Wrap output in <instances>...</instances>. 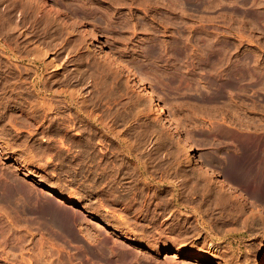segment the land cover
I'll use <instances>...</instances> for the list:
<instances>
[{
	"label": "rangeland",
	"instance_id": "rangeland-1",
	"mask_svg": "<svg viewBox=\"0 0 264 264\" xmlns=\"http://www.w3.org/2000/svg\"><path fill=\"white\" fill-rule=\"evenodd\" d=\"M0 48V264H264V0H0Z\"/></svg>",
	"mask_w": 264,
	"mask_h": 264
},
{
	"label": "bare ground",
	"instance_id": "bare-ground-1",
	"mask_svg": "<svg viewBox=\"0 0 264 264\" xmlns=\"http://www.w3.org/2000/svg\"><path fill=\"white\" fill-rule=\"evenodd\" d=\"M37 1V0H36ZM40 1H44V0H40ZM35 4L33 5V2H32V4H31V6L29 7V9H28V11H26V17H31V18H33V21L36 23V25H35V27L34 28H36V30H38L39 29V27L38 26H40V24L41 23H44V28H45V30H47L48 31V33H50L51 32V30L52 29H54L55 28V31L57 32V34L58 35H63L64 36V34L65 33H67V30H66V26L64 27L63 25H59V23H58V21L56 20V19H54L53 17H51L52 15H51V12L49 11V10H47L46 8H45V6H40L39 5V3L37 2H34ZM51 4V3H50ZM53 5V4H52ZM56 9H57V11L58 12H61L60 11V9L56 6V5H53ZM40 14V15H39ZM43 25V24H42ZM34 26V25H33ZM76 26H78V23L76 22ZM88 34V33H87ZM87 36V35H86ZM92 36H95V34H93V32H91V33H89L88 34V37L89 38H93ZM79 39V38H78ZM94 39V38H93ZM79 42H81V41H78V44H79ZM82 44V43H81ZM79 46H81V45H79ZM25 47V46H24ZM1 49V48H0ZM3 51H5V49H3ZM31 52H29L30 53V58L28 59V60H31L34 64H36V63H38V59H40L41 58V55H43V54H40V53H37V52H34L33 54H35V55H33L34 57H31V53H32V51L33 50H30ZM39 52V51H38ZM18 53H20V52H18ZM24 53V52H23ZM106 54H107V56H108V58L109 59H111L113 62H115V63H117V64H120L121 66H122V68L124 67L126 70H128V72H135L134 71V69H133V67L127 62V61H125V60H122V59H120V58H118V56L115 54V53H113V52H111V51H107L106 52ZM12 55V54H11ZM18 55V54H17ZM19 55H21L20 57L22 58L23 56H24V54H19ZM18 55V56H19ZM8 57H9V55H7ZM14 57V56H13ZM25 57V56H24ZM26 57H28V53L26 54ZM44 57V56H43ZM14 58H16V57H14ZM10 59V58H9ZM13 59V58H12ZM17 60H19V59H17ZM38 60V61H37ZM42 60V59H41ZM16 62V61H15ZM40 63V62H39ZM5 65H6V63H4ZM4 64H0V66L1 65H4ZM8 65V64H7ZM38 66H37V69L36 70H39L40 69V67L41 66H43V69H46V67H48V64H47V66H45V65H43V64H37ZM54 66H57V65H54ZM3 67V66H2ZM5 67H7V66H5ZM34 67V66H33ZM4 68V67H3ZM123 68V69H124ZM2 69V68H1ZM4 70H5V68H4ZM139 76V75H138ZM139 78V84H140V86H141V90L143 91V93H144V95L145 96H147L148 97V99L153 103V105H154V107H155V110H156V112L159 114V115H161V116H163L165 119H166V121L167 122H169V123H171V125L173 126V128H174V130H177L178 131V125H176V123H175V121H174V119L170 116V115H168L167 114V109H166V107H165V105H163L161 102H159V100L156 98V96L154 95V93L148 88V86L146 85V83H145V81H144V79L143 78H141V75H140V77H138ZM37 84V83H36ZM48 85H49V83H48ZM44 90H47L48 89V87L46 86V85H44ZM41 92H39V94H40ZM44 108V107H43ZM189 150H190V154H191V156L193 157L194 156V151H193V149H192V147H189L188 148ZM213 175H215L216 173L215 172H211ZM237 174V173H236ZM235 174V175H236ZM241 175V174H240ZM236 176H238V175H236ZM240 177V176H239ZM224 180V179H223ZM225 182H227V181H225ZM224 182V183H225ZM202 187H201V186ZM227 185H228V183H227ZM196 186H197V188H196ZM200 186V187H199ZM211 186V185H210ZM208 184H200V183H198V184H196L195 186H193L194 188H196V190L194 189V190H192L193 192L192 193H194V191H195V193H197L198 194V196H197V198L196 199H198V200H200L201 202H202V204L203 205H205L206 206V208H207V210H206V212L209 214L208 216H212V214H213V212L211 213V210L213 209V206H214V204H215V199L214 200H212V195L214 194V189H212L211 187H210ZM185 185H183L182 186V188H181V192H180V194H181V196L182 197H184L185 198V191L184 190H186L185 189ZM191 188V189H192ZM183 190V191H182ZM216 191V190H215ZM224 192V191H223ZM222 193V192H221ZM179 194V195H180ZM216 194V193H215ZM218 194V193H217ZM219 195V194H218ZM227 195H229L228 193H227ZM182 197H181V199H182ZM195 197V196H194ZM226 197V196H225ZM228 198H223V200H224V205H222V209L224 210V211H222L221 213H224V214H227L226 212L227 211H229V210H227V208L228 207H231V204L233 203V201H232V203H231V200L229 199L230 197L229 196H227ZM214 198V197H213ZM235 198V197H234ZM189 199V198H188ZM187 198H186V200H188ZM196 199H192V202L194 201V200H196ZM219 199V198H218ZM229 201H228V200ZM222 200V201H223ZM184 201V200H183ZM189 201H191V199L189 200ZM235 201V200H234ZM184 203V202H183ZM217 204H215V206H216ZM215 208V207H214ZM221 209V210H222ZM234 208H232L231 210H233ZM216 212V211H215ZM183 213H185V212H183ZM231 213V212H230ZM233 213V212H232ZM241 213V212H240ZM214 214H216V213H214ZM218 215V214H217ZM214 216V215H213ZM212 216V217H213ZM192 217V215H189V218H191ZM114 225V224H113ZM103 226V225H102ZM194 229V228H193ZM195 230V229H194ZM179 252L180 251H178V252H176V253H178L179 254Z\"/></svg>",
	"mask_w": 264,
	"mask_h": 264
}]
</instances>
